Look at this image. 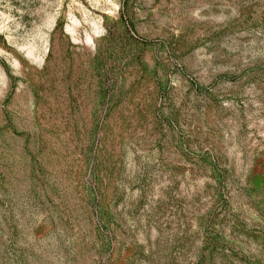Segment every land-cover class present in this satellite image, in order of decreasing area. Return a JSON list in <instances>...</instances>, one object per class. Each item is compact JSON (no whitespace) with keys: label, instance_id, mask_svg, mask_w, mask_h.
<instances>
[{"label":"rangeland","instance_id":"374dc122","mask_svg":"<svg viewBox=\"0 0 264 264\" xmlns=\"http://www.w3.org/2000/svg\"><path fill=\"white\" fill-rule=\"evenodd\" d=\"M0 264H264V0H0Z\"/></svg>","mask_w":264,"mask_h":264}]
</instances>
